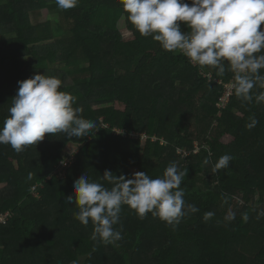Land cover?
<instances>
[{"label":"trees","instance_id":"1","mask_svg":"<svg viewBox=\"0 0 264 264\" xmlns=\"http://www.w3.org/2000/svg\"><path fill=\"white\" fill-rule=\"evenodd\" d=\"M31 15L40 19L33 23ZM123 18L132 39L120 34ZM225 68L217 76L213 68L201 69L178 52L164 51L135 30L120 0H79L67 10L55 0H0V127L18 82L36 73L60 78L61 90L74 97L73 107L83 109L78 115L96 122L91 136L46 134L20 153L0 144V212L12 214L0 224V264H22L23 255L26 264H264V216H259L264 211V102L238 99L233 73ZM227 86L229 99L220 108ZM163 88L178 98L158 96ZM183 94L189 101L200 95V107L191 101L181 105ZM180 108L183 136L172 132ZM202 112L206 122L197 115ZM253 115L258 122L249 128ZM192 121L204 131H187ZM224 154L233 157L230 167L214 172ZM171 162L187 170L184 200L199 209L175 227L151 213L140 219L124 205L113 226L123 238L106 245L91 239V221L80 223L74 217L77 205L65 202L81 174L111 188L105 170L126 178L143 171L155 178ZM209 211L215 215L205 221Z\"/></svg>","mask_w":264,"mask_h":264},{"label":"clouds","instance_id":"2","mask_svg":"<svg viewBox=\"0 0 264 264\" xmlns=\"http://www.w3.org/2000/svg\"><path fill=\"white\" fill-rule=\"evenodd\" d=\"M79 0H55L62 10L77 6ZM128 21L141 36L151 37L167 52H178L193 66L210 67L222 76L225 65L233 73L232 88L238 99L251 103L264 102V0H120ZM187 27L183 31L181 25ZM60 78L46 73L18 82L11 99L8 116L0 127V144L10 145L20 153L26 146L42 141L46 134L64 133L68 138L91 136L96 122L78 115L81 107H73L74 97L61 90ZM261 91L253 92V89ZM253 127L258 121L249 117ZM233 157L224 154L213 171L228 169ZM205 164L208 160L204 161ZM187 170L171 162L162 177H151L140 171L131 178L113 176L105 170L103 178L111 188L91 181L84 173L73 182V196L66 203H75L74 217L87 226L91 221V239L116 244L122 232L113 226L120 221L122 206L135 210L140 219L148 213L175 227L189 212L199 209L186 204L181 184ZM29 180L32 174L29 173ZM205 212L204 220L214 216ZM264 216V211L259 213ZM259 216L257 218H259ZM234 218V215L233 217ZM243 220H248L247 213ZM72 264H78L73 260Z\"/></svg>","mask_w":264,"mask_h":264},{"label":"rangeland","instance_id":"3","mask_svg":"<svg viewBox=\"0 0 264 264\" xmlns=\"http://www.w3.org/2000/svg\"><path fill=\"white\" fill-rule=\"evenodd\" d=\"M117 1H119V0H117ZM187 2V1H186ZM56 18H58V16H57V14H52V15H50L49 16V19L50 20H54L55 21V19ZM40 19V15H38V16H35V15H31V21L33 22V23H35V22H37L38 20ZM119 31H120V34L126 39V40H129V39H132V37H133V33H132V31H130L128 28H127V22H126V18H123L120 22H119ZM158 96H160V97H163V98H175V99H177L178 98V96H177V94L175 93V91L173 90V89H170V88H167V89H165V88H163L162 90H160V92H157L156 93ZM177 96V97H176ZM200 96V95H199ZM199 96H195V97H193L192 99H190V101L191 102H194L193 104H194V106L196 107H200V101H199ZM180 98V97H179ZM188 95H186V94H183L182 95V97L180 98V101H181V105H184V107L186 108V106H185V102H190L188 99ZM182 99V100H181ZM223 107V106H222ZM182 108V107H181ZM180 108V110H179V112H176V115L175 116H173L174 117V119L173 120H175L176 122H175V126H174V129H173V134H175V133H180L182 136L185 134V132H186V127H184V124L182 123V112L184 111V110H182ZM221 108V107H220ZM184 109V108H183ZM198 116H199V118H200V120L201 121H203V122H206L205 120H206V118L204 117V113L202 112V114H197ZM192 116V113H188V115H187V117L188 118H194V115H193V117H191ZM210 117V116H209ZM211 122H212V124H213V127H215L216 128V126H217V124L212 120V118H211ZM180 126V127H179ZM181 128V129H180ZM187 131H189V132H193L194 134H197V133H201L202 131H204V127L202 126V124L201 123H196L195 124V122L194 121H192V123L191 124H188L187 125ZM225 140H229V139H225ZM195 143H196V145H198V141H196L195 140ZM196 152H197V150H196ZM261 167H262V170H263V172H264V165L263 164H261ZM262 170L260 171L261 173H262ZM136 173V172H135ZM210 173V172H209ZM204 176V175H203ZM205 177V181H209V177H208V175L206 176H204ZM200 188L201 189H204V186H203V184H201L200 183ZM233 198H235V199H237V196H233ZM252 201H255L254 199H252ZM246 204V202H245V200L244 199H241L240 200V205H242V206H244ZM263 211V210H262ZM88 231L90 232V234H92V232H93V225L91 226V227H88ZM245 264H255L252 260H247V262L245 263ZM257 264V263H256Z\"/></svg>","mask_w":264,"mask_h":264},{"label":"built area","instance_id":"4","mask_svg":"<svg viewBox=\"0 0 264 264\" xmlns=\"http://www.w3.org/2000/svg\"><path fill=\"white\" fill-rule=\"evenodd\" d=\"M227 90H228V94H226L221 100H220V104H219V107L221 108H224L226 103L228 102V99H229V93H230V87L227 86ZM223 106V107H222ZM119 134L121 135H124V136H127V134L124 132V131H118ZM141 137L143 140L146 139V136L145 135H137V134H133L132 137ZM73 157V156H71ZM69 159L66 160V163H63V165L61 166L60 170L61 172L63 171L64 168L68 167V163H69ZM59 170V171H60ZM35 189V188H34ZM12 216V214L10 212H7V213H1L0 212V224H6L7 221L9 220V218Z\"/></svg>","mask_w":264,"mask_h":264},{"label":"crops","instance_id":"5","mask_svg":"<svg viewBox=\"0 0 264 264\" xmlns=\"http://www.w3.org/2000/svg\"><path fill=\"white\" fill-rule=\"evenodd\" d=\"M11 253H14L13 251H8V254H11ZM22 259L24 260L23 262H22V264H26V262H28L29 260H27V258L25 257V255H23V257H22ZM12 264V263H11Z\"/></svg>","mask_w":264,"mask_h":264}]
</instances>
